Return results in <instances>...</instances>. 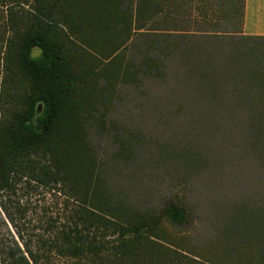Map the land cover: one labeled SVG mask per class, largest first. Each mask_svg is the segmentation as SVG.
<instances>
[{"label": "rangeland", "instance_id": "374dc122", "mask_svg": "<svg viewBox=\"0 0 264 264\" xmlns=\"http://www.w3.org/2000/svg\"><path fill=\"white\" fill-rule=\"evenodd\" d=\"M29 4L21 0L17 14ZM6 8L0 4V130L23 110L29 92L5 59V38L15 39L4 33ZM108 8L99 18L85 12L91 23L84 37L93 47L62 29L70 36L65 51L88 81L83 113L99 185L113 201L140 210L157 211L176 198L190 218L180 231L197 244L233 238L247 211L264 203V89L248 77L251 61L264 67V41L253 58H238L249 44L243 34L166 36L144 20L130 23L115 2ZM148 56L160 60L161 73L134 74ZM69 186L19 174L3 200L22 210L15 215L28 231L48 235L46 228L69 223L84 203Z\"/></svg>", "mask_w": 264, "mask_h": 264}, {"label": "trees", "instance_id": "16d2710c", "mask_svg": "<svg viewBox=\"0 0 264 264\" xmlns=\"http://www.w3.org/2000/svg\"><path fill=\"white\" fill-rule=\"evenodd\" d=\"M26 1H30V10L18 15L21 0H0L7 6L4 33L11 31L15 38H5L11 49L5 59L18 67L29 89L23 110L0 130V210L4 215L0 212V264H264V203L247 211L244 225L233 238L224 234L219 245L212 240L197 244L180 231L190 218L176 198L157 211L140 210L113 201L99 185L83 113L88 81L65 51L70 36L62 29L93 47L84 37L91 23L85 12L99 18L100 11L115 2L130 23H136L140 20L137 7L132 16L131 3L123 0ZM240 38L249 44L240 52L243 54L236 53L238 58H253V51L263 48L262 35ZM35 48L40 54L33 58L30 53ZM147 58L133 67L134 74L158 76L160 60ZM250 63L248 77L260 81L264 89V67L255 60ZM239 103L244 106L246 101L240 99ZM36 123L41 125L39 131ZM19 174L41 182H70L69 187L84 203L69 223L55 231L46 228L48 235L28 231L15 215H23L22 210L17 206L11 210L3 200Z\"/></svg>", "mask_w": 264, "mask_h": 264}, {"label": "crops", "instance_id": "0c3cea01", "mask_svg": "<svg viewBox=\"0 0 264 264\" xmlns=\"http://www.w3.org/2000/svg\"><path fill=\"white\" fill-rule=\"evenodd\" d=\"M153 32L264 36V0H123ZM134 12V13H133Z\"/></svg>", "mask_w": 264, "mask_h": 264}, {"label": "water", "instance_id": "95a60500", "mask_svg": "<svg viewBox=\"0 0 264 264\" xmlns=\"http://www.w3.org/2000/svg\"><path fill=\"white\" fill-rule=\"evenodd\" d=\"M39 54H40V49H37V48L33 49L30 53L31 57L33 58L37 57ZM39 110H40V104L37 105V112H39ZM40 128H41L40 123H36L35 130L39 131Z\"/></svg>", "mask_w": 264, "mask_h": 264}]
</instances>
